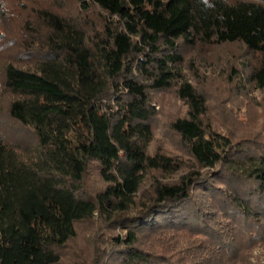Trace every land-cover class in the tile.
<instances>
[{
  "label": "trees",
  "instance_id": "obj_1",
  "mask_svg": "<svg viewBox=\"0 0 264 264\" xmlns=\"http://www.w3.org/2000/svg\"><path fill=\"white\" fill-rule=\"evenodd\" d=\"M224 45L262 102L264 0H0V99L35 142L0 128V264H255L264 125L184 72Z\"/></svg>",
  "mask_w": 264,
  "mask_h": 264
},
{
  "label": "rangeland",
  "instance_id": "obj_2",
  "mask_svg": "<svg viewBox=\"0 0 264 264\" xmlns=\"http://www.w3.org/2000/svg\"><path fill=\"white\" fill-rule=\"evenodd\" d=\"M237 48L238 47L235 45L213 46L204 53H201L198 48H192L186 55L187 63L184 66V72H186L188 77L192 78V81L195 82L197 86L204 89L210 102H216L218 105L220 102H224L217 108L220 116L226 117L225 113L222 112V107H225V104L229 103L234 97H236V103L239 105L241 104L238 108L240 111L237 114V117L247 120L250 126H254L259 130V125L261 123L262 126L264 125V100L262 102H255V99L253 100L252 98L245 99V103H239L240 98L237 95H242L244 97L246 92L236 87L237 90L234 87H231L228 83L229 78L234 76V74L231 73L229 62L235 53H239ZM191 59H193V61L192 63H189ZM237 92L239 94H237ZM259 97H263L264 99V92L260 93ZM171 99H173L172 93L170 95L166 94L165 99L163 100L165 102V100L171 101ZM8 101L9 98L7 95L2 96L0 99L1 130L9 140H15L26 147L33 145L35 142L34 137L30 134V130L11 118L8 112ZM171 103L172 102H170V104ZM182 109L181 104L174 100L172 103V113L177 115ZM166 116L167 113H164L162 118L165 119ZM173 116L174 115L171 117ZM163 134V129H158L156 136L158 141L156 142H163L164 148L169 152H177L178 148L177 143L173 141L174 137L170 136L171 134L168 132L166 139ZM90 182L89 185L93 188H96L99 184L95 177H92ZM253 255V261L255 264H264V248L257 247L253 251Z\"/></svg>",
  "mask_w": 264,
  "mask_h": 264
}]
</instances>
